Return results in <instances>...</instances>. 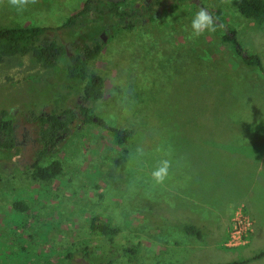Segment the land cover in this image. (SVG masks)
Segmentation results:
<instances>
[{"label": "rangeland", "instance_id": "374dc122", "mask_svg": "<svg viewBox=\"0 0 264 264\" xmlns=\"http://www.w3.org/2000/svg\"><path fill=\"white\" fill-rule=\"evenodd\" d=\"M85 1L36 0L17 8L0 0V28H57ZM167 1L158 4L154 20L149 17L154 11L144 13V23L132 29L85 24L48 34L64 43H89L105 31L101 54L88 65V72L104 79V95L90 105L108 128L133 130L118 144L96 121L84 125L75 119L41 162H61L55 179L31 176L37 123L28 117L75 108L83 100L82 83L65 79L62 59L42 77L32 66L23 80L11 70L1 72L0 112L14 119L18 140L26 135V144L0 150V264L244 261L239 250L244 246L226 245L234 210L225 215L223 198L213 196L215 214L192 210L206 209L201 204L208 185H221L213 194L225 196L226 186L242 173L246 140L264 137V27L240 15L231 0H183L174 11ZM200 8L214 17L219 13L223 21L194 37L190 23ZM225 25L247 53L259 57L262 70L246 66L222 43ZM164 160L170 162L168 175L156 183L152 172ZM14 202L26 210L15 209ZM93 218L118 228V234L109 238L93 231ZM184 226L195 227L200 236L186 234Z\"/></svg>", "mask_w": 264, "mask_h": 264}, {"label": "trees", "instance_id": "16d2710c", "mask_svg": "<svg viewBox=\"0 0 264 264\" xmlns=\"http://www.w3.org/2000/svg\"><path fill=\"white\" fill-rule=\"evenodd\" d=\"M159 1L154 0V6L159 4ZM181 1L183 0H178V2ZM231 5L240 15L264 27V0H231ZM177 7L178 4L176 3L171 9L174 11ZM215 15L216 19L220 22L223 21L219 13ZM156 16L157 14L149 15L151 20H154ZM142 23H144L143 15L132 6L130 0L119 3L110 0H86L77 14L67 18L57 28L39 26L0 28V77L1 72L11 70L13 73H18V78L23 80V77L30 75L31 72L26 70L30 66L33 67L31 68L33 73L34 71L38 72L39 76L42 77L55 69L57 64L61 63L59 60L62 59L64 61L62 72L65 74V79L82 83L83 100L75 108L67 107L59 113L42 112L37 115L31 114L28 117V121L37 123L36 137L33 140L35 144L34 159L28 166L32 178L47 182L61 175L62 165L60 161L52 160L46 165L41 162L48 153L53 152L58 138L69 131V123L79 119L78 114L81 115L79 120L84 125L96 121L98 125L107 128L118 144H125L133 134L131 129L108 128L103 120L94 117L90 104L103 99L104 79L99 74L88 72V65L101 54V39L94 37L90 39L89 43H81V45L80 42L75 41L76 39L68 40L70 41L69 45L74 47L69 53L72 51L75 53V56L69 57L65 52L63 40L50 37L48 34L56 30H61L63 33L72 32L85 27V24L97 25L101 29L110 30L132 29ZM221 41L230 46L234 54L246 66H254L262 70L259 57L247 53L241 47L232 27L224 26ZM7 116V112H0V150H17L19 149L17 146L26 144V139L23 144L18 140L16 122L14 119H8ZM13 206L17 210H26V206L21 202H14ZM98 221V218L92 219L91 229L93 231L109 238L118 234V228ZM183 230L188 235L200 236V232L193 226H184ZM127 250L132 252L131 248ZM85 254L89 256L90 252H85ZM262 256H264V251L255 255L254 258ZM244 262L233 261L224 264H244ZM103 264H114V261L109 258Z\"/></svg>", "mask_w": 264, "mask_h": 264}, {"label": "crops", "instance_id": "0c3cea01", "mask_svg": "<svg viewBox=\"0 0 264 264\" xmlns=\"http://www.w3.org/2000/svg\"><path fill=\"white\" fill-rule=\"evenodd\" d=\"M246 142L248 151L240 158L239 164L242 173L239 175L237 183L226 186L229 190L225 196L213 194L216 189L221 188V185H208L205 190V200L201 204L206 209L192 211H194L193 213L205 211L215 214L216 204L214 201L216 199L213 196L224 199L223 212L226 216L237 206L244 205L253 220V231L249 236L248 243L239 250L240 256L245 261L244 264H249L250 262L264 261V256L254 258L255 255L264 251V137L262 135L252 136ZM196 166H199V163ZM246 251L250 252L244 256L243 253Z\"/></svg>", "mask_w": 264, "mask_h": 264}, {"label": "clouds", "instance_id": "9594fccd", "mask_svg": "<svg viewBox=\"0 0 264 264\" xmlns=\"http://www.w3.org/2000/svg\"><path fill=\"white\" fill-rule=\"evenodd\" d=\"M35 3L36 0H9L12 6L17 8H22L28 3ZM217 19L214 15L209 12L206 8H200L193 16L190 27L191 32L194 37H199L207 31H215L217 28ZM138 152L142 155V150L138 149ZM170 167V162L167 160L161 161L160 166L152 172V178L156 183H163L168 175V169Z\"/></svg>", "mask_w": 264, "mask_h": 264}, {"label": "built area", "instance_id": "2783aa9c", "mask_svg": "<svg viewBox=\"0 0 264 264\" xmlns=\"http://www.w3.org/2000/svg\"><path fill=\"white\" fill-rule=\"evenodd\" d=\"M231 219V230L229 232L228 247H241L248 243L249 236L253 231V220L245 210L244 205L234 209Z\"/></svg>", "mask_w": 264, "mask_h": 264}, {"label": "flooded vegetation", "instance_id": "af4514ba", "mask_svg": "<svg viewBox=\"0 0 264 264\" xmlns=\"http://www.w3.org/2000/svg\"><path fill=\"white\" fill-rule=\"evenodd\" d=\"M112 2H115V3H119V2H123L124 0H111ZM131 1V0H130ZM160 2H162V0H160L159 1V3ZM178 2V0H171V1H167V3H166V6L169 8V6H172L173 4H175V3H177ZM158 5V4H157ZM156 5V6H157ZM134 8L136 9V10H139V12L142 14V15H144V13H152L153 11H154V13L153 14H158V12H160V6L158 5V7L157 8H155V6H154V0H143V3L142 4H135L134 5ZM144 22V21H143ZM106 31V30H105ZM104 31V32H105ZM104 32H101V33H104ZM101 33H100V35H101ZM100 35H99V38H100ZM101 39V38H100ZM70 43H64V48H65V52L67 53V55L69 56V57H71V56H75V53L72 51L71 53H69V51L71 50V49H73L74 47L72 46V45H69ZM80 45H81V43H80ZM72 46V47H71ZM80 103V102H79ZM78 116V118L80 119L81 118V115L80 114H78L77 115ZM78 119V120H79ZM73 122H74V120L73 121H71L70 123H69V131H71V129H70V126H71V124H73ZM68 131V132H69ZM67 132V133H68ZM67 133H64L62 136H64V135H66ZM62 136H60L58 139H60ZM22 137V141H21V143L23 144V142L25 141V137H26V135H22L21 136ZM33 145H35L34 143H33ZM17 146V145H16ZM18 147V146H17Z\"/></svg>", "mask_w": 264, "mask_h": 264}, {"label": "water", "instance_id": "95a60500", "mask_svg": "<svg viewBox=\"0 0 264 264\" xmlns=\"http://www.w3.org/2000/svg\"><path fill=\"white\" fill-rule=\"evenodd\" d=\"M100 38H101L102 41H106V37H105L104 33H101ZM43 112H45V109L43 110Z\"/></svg>", "mask_w": 264, "mask_h": 264}]
</instances>
